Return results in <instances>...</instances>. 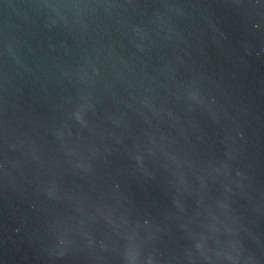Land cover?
<instances>
[{
  "label": "water",
  "instance_id": "water-1",
  "mask_svg": "<svg viewBox=\"0 0 264 264\" xmlns=\"http://www.w3.org/2000/svg\"><path fill=\"white\" fill-rule=\"evenodd\" d=\"M0 264H264V0H0Z\"/></svg>",
  "mask_w": 264,
  "mask_h": 264
}]
</instances>
